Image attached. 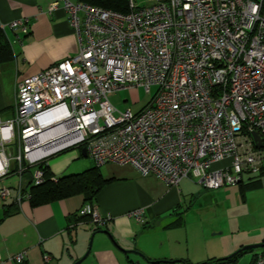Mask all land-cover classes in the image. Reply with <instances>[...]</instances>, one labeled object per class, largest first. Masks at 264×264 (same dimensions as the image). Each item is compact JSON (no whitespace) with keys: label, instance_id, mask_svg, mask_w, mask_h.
I'll return each instance as SVG.
<instances>
[{"label":"built area","instance_id":"obj_1","mask_svg":"<svg viewBox=\"0 0 264 264\" xmlns=\"http://www.w3.org/2000/svg\"><path fill=\"white\" fill-rule=\"evenodd\" d=\"M128 3V13L79 0L52 3L51 10L62 4L68 14L78 51L25 77L15 117L0 116V178L17 166L19 202L23 172L72 148L86 150L97 167L130 166L170 188L190 179L219 190L263 171L264 147L253 133L264 141V0ZM9 27L27 35L30 21ZM140 87L157 90L139 112L111 104L110 94ZM44 182V172L35 171L34 185ZM10 195L0 188L2 199ZM78 215L96 227L112 219L90 203ZM130 217L145 222L142 209ZM13 261L24 264L26 254Z\"/></svg>","mask_w":264,"mask_h":264},{"label":"crops","instance_id":"obj_2","mask_svg":"<svg viewBox=\"0 0 264 264\" xmlns=\"http://www.w3.org/2000/svg\"><path fill=\"white\" fill-rule=\"evenodd\" d=\"M53 2L0 0V27L4 25L14 52V59L0 66L3 120L15 117L18 85L25 77L45 71L78 51L77 36L68 14L62 4L51 10ZM23 19L30 21L27 35L9 27L13 21ZM74 149L82 158H90L80 148L51 156L46 162L55 178L95 167L91 158V162L75 163L77 154L65 155ZM103 167L105 170L100 167L103 177L113 181L104 187L93 204L101 216L110 215L112 219L98 228L78 215L85 205L83 195L33 207L27 193L18 201L19 174L0 178V188H9L11 194L5 200L0 197V264H17L13 257L21 253L26 254L24 264H75L88 252L81 264H132V261L149 264L148 260L168 261L159 264H184L182 261L203 264L228 257L244 245L264 241L263 231L240 237L234 245H222L223 241L215 239L216 233L211 236L205 228L191 236L188 229L196 225L189 226L184 213L193 206V201L187 204L183 199L193 191L181 190L183 180L179 186L170 188L157 178L142 177L130 166ZM14 175L16 179L11 178ZM8 179L11 180L8 182ZM23 183L27 184L25 180ZM138 209L143 210L144 223L130 217ZM179 217H183L182 226L170 228ZM125 250H138L143 257L128 255ZM256 252L251 253L250 264ZM46 255L51 257L49 263L44 260ZM241 257L235 262L213 264H237Z\"/></svg>","mask_w":264,"mask_h":264},{"label":"rangeland","instance_id":"obj_3","mask_svg":"<svg viewBox=\"0 0 264 264\" xmlns=\"http://www.w3.org/2000/svg\"><path fill=\"white\" fill-rule=\"evenodd\" d=\"M156 90L157 88L153 87L152 92L149 94L143 87L121 90L110 94L109 99L111 104L119 111L130 109L137 113L151 102ZM12 147L18 151L17 143ZM70 154H77L75 163L91 162L90 158H82L80 152L76 149L70 150L65 155ZM101 168L105 170L103 166ZM15 177L17 175L11 178ZM250 177L251 175L246 174L244 183H251ZM10 180L6 181L9 182ZM180 188L181 190L193 191L183 199L184 203L187 204L193 201V206L189 210H185V221L189 226H199V228L196 226V228L189 227L188 230L191 236H196L198 234L197 230L201 231L202 228H205L211 236L216 233L215 239L223 241L222 245H234L240 237L255 235V233L261 231L264 233V176L262 177V185L259 188H248L246 192L243 191L241 184L225 186L219 190H206L197 181L190 179L183 180ZM192 194L195 196L193 200ZM245 246L248 245L242 247ZM256 251L261 253L262 249ZM252 257L253 254L251 253L245 254L238 260L237 264H250Z\"/></svg>","mask_w":264,"mask_h":264},{"label":"trees","instance_id":"obj_4","mask_svg":"<svg viewBox=\"0 0 264 264\" xmlns=\"http://www.w3.org/2000/svg\"><path fill=\"white\" fill-rule=\"evenodd\" d=\"M82 3L89 4L91 6L104 8L107 10H112L119 13L129 12L128 0H79ZM14 59V52L12 47L6 37L4 29L0 27V66L7 62H11ZM37 170H41L45 175V182L40 185H34V173ZM18 174L17 166L13 167L8 175ZM264 176L263 171L256 175H251V183L241 182L242 189L244 192L250 189L259 188L262 185V177ZM23 181L25 180L27 184L24 186V195H29V202L33 207H39L46 204H50L56 201H61L68 199L77 195H83L85 199V204H93L99 195V193L104 189L105 186L110 184L113 180H106L100 170V167L95 166L94 168L88 169L82 173L72 174L68 176L59 177L54 180V175L50 172L47 162H41L34 167H28L22 174ZM83 219H88L89 217H81ZM183 217H179L177 221L171 224L170 228H178L182 226ZM95 226V225H94ZM98 228V227H97ZM256 251L250 250L245 251L237 256L226 260L213 259L203 264H213V263H223V262H235L239 257L246 253H254ZM259 255L264 256V248L262 252H256L252 264H255L256 259ZM184 264H191L188 261H182Z\"/></svg>","mask_w":264,"mask_h":264},{"label":"water","instance_id":"obj_5","mask_svg":"<svg viewBox=\"0 0 264 264\" xmlns=\"http://www.w3.org/2000/svg\"><path fill=\"white\" fill-rule=\"evenodd\" d=\"M253 138H254V141H255L258 148L264 147V141H263L262 137L257 132L253 133ZM83 155L85 157H88V154H87L86 150H84V149H83ZM12 170H13V166H12L11 171ZM262 248H264V241H262L261 243H258V244H252V245L242 247L240 250L235 252L233 255L226 257L225 259L229 260V259L237 256L238 254L242 253V252L250 251V250H258V249H262ZM125 252H127L128 255H138V256L143 257V255L138 250H130V251L125 250ZM88 255H89V252L75 264H81L88 257ZM147 262H149V264H159L161 262L168 263V261H161L160 262V261H150V260H148ZM132 264H140V261H132Z\"/></svg>","mask_w":264,"mask_h":264},{"label":"bare ground","instance_id":"obj_6","mask_svg":"<svg viewBox=\"0 0 264 264\" xmlns=\"http://www.w3.org/2000/svg\"><path fill=\"white\" fill-rule=\"evenodd\" d=\"M48 151H49V149H44V150L41 151V153L42 154H46ZM3 165H4V162H3L2 158H0V172L3 169Z\"/></svg>","mask_w":264,"mask_h":264}]
</instances>
